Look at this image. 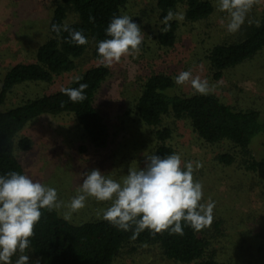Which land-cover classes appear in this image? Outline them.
<instances>
[{"label": "rangeland", "instance_id": "1", "mask_svg": "<svg viewBox=\"0 0 264 264\" xmlns=\"http://www.w3.org/2000/svg\"><path fill=\"white\" fill-rule=\"evenodd\" d=\"M212 1L215 5L212 17L195 23L182 20L176 42L169 48L159 47L155 40L158 31L155 0H130L125 6L124 14L140 25L143 40L139 52L122 56L119 63L110 67L111 74L96 95V106L110 130V143L105 149L93 148L68 115L56 118L43 115L24 128L21 136L29 137L32 147L26 152L16 150V156L26 175L57 190L58 199L63 202L57 210L63 217L69 211L71 198L80 190L83 173L95 168L122 182L128 170L145 166V156L152 149V134L135 121L132 108L141 78L147 72L177 76L189 71L192 77L207 80L208 93L234 109H255L264 118V47L251 59L227 70L220 80L210 76L204 58L206 49L234 34L227 30L228 13L218 9V0ZM258 3L264 4V0H256L251 11L257 10ZM51 8L52 0H0V82L12 65L35 59L37 46L48 35ZM76 63L74 71L58 76L53 84L17 86L0 110L28 97L60 89L100 61L88 49ZM175 88L174 93L194 92L190 81ZM169 124L173 129L172 143L182 164L195 165L197 161L202 164L193 178L203 185L200 203L215 202L210 227L213 229L212 224L220 222V231L212 242L216 258L264 264V175L244 174L238 166L219 164L215 156L224 151L223 145L204 144L184 120L170 119ZM260 135L251 143L256 156H264V136ZM110 204L111 201L88 197L85 207L72 212L68 220L78 223L97 219ZM112 264L178 263L164 259L154 246L134 245L119 252Z\"/></svg>", "mask_w": 264, "mask_h": 264}, {"label": "trees", "instance_id": "2", "mask_svg": "<svg viewBox=\"0 0 264 264\" xmlns=\"http://www.w3.org/2000/svg\"><path fill=\"white\" fill-rule=\"evenodd\" d=\"M130 0H52L48 35L37 46L33 61L20 62L7 69L0 82V105L14 88L29 84H53L55 78L68 74L77 67L76 60L90 49L94 59L99 41L108 39L105 28L114 16L124 15ZM158 31L155 40L159 47H172L177 38L181 20L169 21L163 32V17L168 11L183 13L184 21L195 23L209 19L215 12L212 0H155ZM256 11L250 9L244 23L233 36L214 43L206 49L204 58L210 76L220 80L224 73L251 59L264 47V4ZM91 18V19H90ZM66 25L69 30L81 31L87 43L77 45L69 39V31L53 32L51 25ZM111 74L110 67L93 65L79 76V81L52 92L28 97L13 106L0 110V175L10 171L26 174L16 156V150L26 152L32 140L21 136L24 128L37 118L48 115H68L81 129L83 136L95 149H105L110 143L108 124L96 106L95 98L102 84ZM175 75L166 72H147L141 78L134 98L132 112L135 121L151 132L152 149L149 153L166 156L176 153L172 143L170 119L188 123L191 131L206 145L225 148L215 160L226 167L238 166L244 174L263 176L264 156H256L251 143L264 136V118L255 109H234L212 93L206 95L175 92ZM86 83L85 99L72 102L61 90L77 88ZM171 89V90H170ZM169 90V91H168ZM261 136V135H260ZM83 149V148H81ZM41 218L34 225L30 246L26 249L30 264H112L116 255L134 245L154 246L160 255L178 264H247L242 260L216 258L213 239L217 238L220 222L196 231L182 221L183 235L168 230L153 233L145 228L133 238V230H119L103 216L82 222L66 220L57 209L41 210ZM17 253L12 257L15 260Z\"/></svg>", "mask_w": 264, "mask_h": 264}, {"label": "clouds", "instance_id": "3", "mask_svg": "<svg viewBox=\"0 0 264 264\" xmlns=\"http://www.w3.org/2000/svg\"><path fill=\"white\" fill-rule=\"evenodd\" d=\"M256 0H218V9L228 13L227 30L236 32L244 23L247 12ZM183 20V13L168 11L163 17L166 32L173 19ZM91 19V18H90ZM53 32L69 31V39L77 45L87 43L81 31L69 30L66 25H51ZM108 39L99 41L97 54L100 63L111 67L119 63L121 57L139 52L143 40L139 24L129 15L114 16L105 28ZM80 76L75 80L79 81ZM191 83L195 93L206 95L209 92L207 80L192 77L189 71H182L175 77L177 85ZM86 83L77 88H64L61 91L70 101L85 99ZM143 168L130 169L122 182L106 176L99 169L83 173L79 192L67 205L72 212L85 207L88 197L97 201H111L103 210V219L119 230H133V238L145 228L153 233L168 230L170 234L183 235L182 221L196 231L207 228L213 220L215 202L200 203L203 198V185L194 180L193 173L202 167L201 162H184L181 156L173 153L166 156L151 154L145 156ZM63 206L57 190L30 176L10 171L0 175V264H13L12 257L19 253L15 264H30L26 249L30 246L33 228L41 218V210L49 211Z\"/></svg>", "mask_w": 264, "mask_h": 264}]
</instances>
